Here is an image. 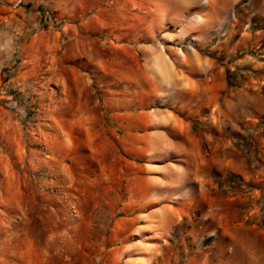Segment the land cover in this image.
I'll return each mask as SVG.
<instances>
[{
  "label": "rangeland",
  "instance_id": "374dc122",
  "mask_svg": "<svg viewBox=\"0 0 264 264\" xmlns=\"http://www.w3.org/2000/svg\"><path fill=\"white\" fill-rule=\"evenodd\" d=\"M14 1L0 264H124L139 224L147 264H264V0Z\"/></svg>",
  "mask_w": 264,
  "mask_h": 264
},
{
  "label": "crops",
  "instance_id": "0c3cea01",
  "mask_svg": "<svg viewBox=\"0 0 264 264\" xmlns=\"http://www.w3.org/2000/svg\"><path fill=\"white\" fill-rule=\"evenodd\" d=\"M11 24H15V19L12 17V14H10V16H7V15H1L0 13V65L9 61L11 58L10 56L13 53L12 49L14 48V41L10 32ZM160 58L162 60V65L164 64L165 66H168V63H166L165 59L161 56ZM170 82L171 80L170 78H168V76L167 78L164 79V81L160 79V83L158 84V87L161 89V92H164L169 88V85L171 84ZM78 84H80V81ZM144 115L153 118V121L155 123L154 126L158 124L160 127H163L165 126V124H167L162 121L163 120L162 112L154 111L153 114L150 113L149 115H147L144 113ZM80 122L82 121L80 120ZM165 129L166 128H160L158 130H155L156 133L153 135L155 136L154 140L156 139L159 144L156 146V148H149L146 151V153L151 151L153 152V156L156 157L159 153L169 150V144H168L169 142L166 136L167 134ZM121 145L123 146V149L127 150L126 146H124L123 144ZM149 156L150 155L142 154L140 158H145V157L148 158ZM147 180L148 182L152 181V179H147ZM135 231L136 233H134V235L132 236H136L135 234H138L137 232L150 234V236H144L146 238H141V239L138 238L136 239V241H133L132 243L123 244L117 248L114 247L111 250L112 258L116 260L123 259L124 264H129L130 262H134L135 264H143V263L147 264L150 263L151 260H153L154 257L157 256L159 249L163 247V245L162 243H157V240L154 239L157 238L155 237L156 232H154V235H151L152 231H148L147 229H145L143 224L137 225Z\"/></svg>",
  "mask_w": 264,
  "mask_h": 264
},
{
  "label": "built area",
  "instance_id": "2783aa9c",
  "mask_svg": "<svg viewBox=\"0 0 264 264\" xmlns=\"http://www.w3.org/2000/svg\"><path fill=\"white\" fill-rule=\"evenodd\" d=\"M22 1L23 0H15L10 6L14 8L20 5ZM40 19L43 24L48 27H57L60 23L59 17L45 5H40Z\"/></svg>",
  "mask_w": 264,
  "mask_h": 264
}]
</instances>
